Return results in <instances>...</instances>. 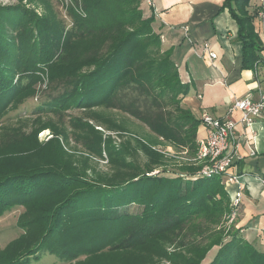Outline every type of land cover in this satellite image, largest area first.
<instances>
[{"label":"trees","instance_id":"obj_1","mask_svg":"<svg viewBox=\"0 0 264 264\" xmlns=\"http://www.w3.org/2000/svg\"><path fill=\"white\" fill-rule=\"evenodd\" d=\"M40 1L48 12L42 16L23 4L0 5V120L34 95L37 72L47 69L59 83L51 88L63 87L40 107L44 115L29 133L22 126L0 133V217L23 208L24 231L0 251V264H29L41 251L65 264H202L214 248L209 264H264V250L233 229L237 221L227 232L219 228L231 213L224 177L198 175L199 164L168 169L150 148L163 143L195 156L202 122L183 105L192 84L173 49L164 50L145 0H68V30L49 1ZM250 7L251 0L223 6L238 25L244 69L264 52ZM73 109L95 123L70 118L66 129L51 116ZM118 112L152 135L135 140L147 163L134 164L129 140L120 150L104 141L103 131L133 133L111 114ZM100 115L109 119L96 121ZM48 130L53 137L40 142ZM71 139L88 156L72 152ZM105 154L111 174L99 169ZM171 244L175 253L167 251Z\"/></svg>","mask_w":264,"mask_h":264},{"label":"crops","instance_id":"obj_2","mask_svg":"<svg viewBox=\"0 0 264 264\" xmlns=\"http://www.w3.org/2000/svg\"><path fill=\"white\" fill-rule=\"evenodd\" d=\"M226 1H144L148 9L145 15L154 13L153 29L160 35L164 50L173 49L172 60L192 84L182 102L198 119L205 114L218 120L239 121L241 114L230 112L235 100L247 96L258 100L264 94V52L251 69L242 67L239 28L229 10L223 9ZM259 12H264V0H251L250 13L255 16L253 24L264 49V20ZM206 45L217 55L216 60L203 56ZM205 136L201 125L197 144ZM236 136L237 152L243 159L232 171L244 187L237 229L264 250V116L257 118L251 128L238 124ZM228 189L234 195L238 187Z\"/></svg>","mask_w":264,"mask_h":264},{"label":"rangeland","instance_id":"obj_3","mask_svg":"<svg viewBox=\"0 0 264 264\" xmlns=\"http://www.w3.org/2000/svg\"><path fill=\"white\" fill-rule=\"evenodd\" d=\"M49 4L51 5L50 11L52 16H55L56 20H62L65 22L67 26V30L72 27V20L67 16V8H68V0H48ZM23 4L28 9L35 11L39 16L45 15L48 12L43 7V3L40 0L35 1H29V0H0V5L3 6H13V5H19ZM148 9L145 6L144 12L147 13ZM38 80H34L32 87V90L35 92L34 95L23 102H21L16 109L10 110L2 120H0V133L2 132L3 128L5 127H18L22 126L24 132H30L33 128V122L37 118L43 116L44 114L40 112V107L48 102L52 96L57 95L62 91V88H59L55 91V89H52V86H57L59 83L57 82L58 79H56L55 82H51V79L49 77V71L45 69L44 72L39 73L37 72ZM57 88V87H56ZM114 117L118 116V120H122L120 118H124L127 123L125 126L128 127L129 130H132L133 133H121V132H111V131H103L102 128H99L100 125L97 126V124H94L96 129L102 130L104 132V141L108 138H111L113 141V144L121 149V147H125L124 141L129 140L131 147L136 150L135 153H132L134 164L143 165L147 163L148 159L145 154H143L141 151H139V148L135 142L136 139H142V140H148L151 139L152 135L150 134L148 128L144 126L142 123L137 121L136 119L129 117L127 114H124L122 112L118 113H111ZM124 114V115H122ZM55 122L60 118L63 120V124L61 120L59 121V124L65 127L66 129H70L69 121L70 118H76L80 117L82 119H86V121H90V123L93 125L95 123L93 120L90 119L89 113L85 112L81 109H73L70 111H66L63 116H55L51 115ZM109 118H106L104 115H100L96 117L97 120H106ZM203 132V128H202ZM204 133V132H203ZM53 136L51 135V131H44L39 134L40 142L48 141ZM133 140V141H132ZM150 148L160 154L164 157V160L166 161V165L168 169H173V167H181V166H196V162L193 161L194 155L188 154L187 151L181 152L179 150L173 149L171 146L164 145L163 143H160L158 145H155L154 143H150ZM70 150L72 152H76L77 154H83L84 156H88V154L84 151L82 146L78 144L77 142L73 141L71 139L70 141ZM68 149V147L66 148ZM74 150V151H73ZM130 158H128L129 160ZM96 160V159H94ZM97 161V160H96ZM131 161V159L129 160ZM99 163V169L103 171H107L109 174H111L114 170L110 168V160L107 154H105L104 159L98 160ZM174 163L176 165H174ZM159 169V168H158ZM160 170H156L154 173H152V176L158 175L160 173ZM231 208V204H230ZM23 208L19 207L16 209H13L10 212H7L3 216L0 217V251L5 250L8 244H10L12 241L19 239L23 234L24 231L19 228L18 221L20 216L23 213ZM228 214L221 226H219L220 229L230 230V228L233 226L228 225ZM233 228V227H232ZM237 229V225L233 228ZM186 236V233H183L181 237L178 238L180 240L182 237ZM195 236V235H194ZM195 241H199V237H193ZM178 244H176L177 246ZM168 253H175L176 248L175 245H167L166 246ZM177 251H179L177 249ZM182 251V250H181ZM217 248H214L213 251L207 256L206 260L202 264H209L211 259H213L214 254L216 253ZM187 254V253H186ZM29 264H65L59 261L58 257L52 254H49L46 251L40 252L39 259H31ZM161 264H171L167 259L162 260Z\"/></svg>","mask_w":264,"mask_h":264},{"label":"built area","instance_id":"obj_4","mask_svg":"<svg viewBox=\"0 0 264 264\" xmlns=\"http://www.w3.org/2000/svg\"><path fill=\"white\" fill-rule=\"evenodd\" d=\"M146 1L149 2V0ZM258 16L264 20V12H259ZM203 56L209 60L217 59V55L211 52L208 45L203 49ZM230 112L240 113V120H218L205 114L201 116L199 120L206 130V136L198 141V149L193 161L202 165L198 175L222 176L227 188L238 187L236 193L231 196V213L228 225L232 226L237 221L240 212L244 189L243 184L239 182L238 175L232 171L236 163L243 159L237 152V126L243 124L251 128L257 118L264 116V94H261L258 100H253L251 96L236 99ZM261 182L264 185V178L261 179Z\"/></svg>","mask_w":264,"mask_h":264}]
</instances>
